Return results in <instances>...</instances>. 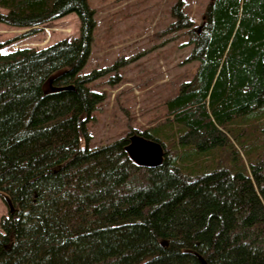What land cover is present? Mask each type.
<instances>
[{
	"label": "trees",
	"instance_id": "trees-1",
	"mask_svg": "<svg viewBox=\"0 0 264 264\" xmlns=\"http://www.w3.org/2000/svg\"><path fill=\"white\" fill-rule=\"evenodd\" d=\"M179 2L169 27L187 28L196 66L163 118L133 130L164 147L145 168L129 135L87 143L105 100L91 82L108 71L82 73L89 0H0V23L29 28L20 37L79 18L77 36L42 48L0 41V264H264V0H210L197 25Z\"/></svg>",
	"mask_w": 264,
	"mask_h": 264
},
{
	"label": "rangeland",
	"instance_id": "rangeland-1",
	"mask_svg": "<svg viewBox=\"0 0 264 264\" xmlns=\"http://www.w3.org/2000/svg\"><path fill=\"white\" fill-rule=\"evenodd\" d=\"M209 1L89 0L96 26L82 73L108 68L91 82L95 90L105 92V100L94 112V120L87 124L89 147L110 144L163 118L164 100L191 78L196 66V62L186 60L191 50L187 28L172 31L169 27L175 21L171 9L179 2L197 25ZM39 28L36 33L20 37L27 30L0 24V41L15 38L4 50L42 48L63 38L70 39L78 35L79 19L70 13ZM116 63L115 69H109ZM118 74L119 81L112 83ZM84 142L81 140L82 146ZM121 152L116 147L115 155L124 163ZM165 169L173 174L172 162L166 163ZM154 177L153 174L151 187L161 183ZM132 190L138 191L122 187L120 193L132 194ZM3 214H7V206L0 198V217Z\"/></svg>",
	"mask_w": 264,
	"mask_h": 264
},
{
	"label": "water",
	"instance_id": "water-1",
	"mask_svg": "<svg viewBox=\"0 0 264 264\" xmlns=\"http://www.w3.org/2000/svg\"><path fill=\"white\" fill-rule=\"evenodd\" d=\"M59 89H72V86H64ZM125 152L135 164L145 168H156L164 161V147L160 142L145 138L140 134H132L128 137ZM201 264H206L204 258L195 254Z\"/></svg>",
	"mask_w": 264,
	"mask_h": 264
}]
</instances>
